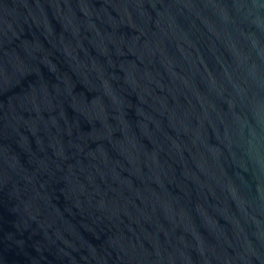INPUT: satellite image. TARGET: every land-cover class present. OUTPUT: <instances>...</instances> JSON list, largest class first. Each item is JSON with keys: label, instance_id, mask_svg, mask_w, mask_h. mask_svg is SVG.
Listing matches in <instances>:
<instances>
[{"label": "water", "instance_id": "obj_1", "mask_svg": "<svg viewBox=\"0 0 264 264\" xmlns=\"http://www.w3.org/2000/svg\"><path fill=\"white\" fill-rule=\"evenodd\" d=\"M0 264H264V0H0Z\"/></svg>", "mask_w": 264, "mask_h": 264}]
</instances>
